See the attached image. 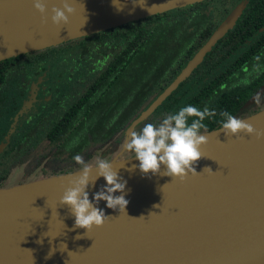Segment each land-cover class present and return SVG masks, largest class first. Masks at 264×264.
<instances>
[{
	"label": "water",
	"instance_id": "water-1",
	"mask_svg": "<svg viewBox=\"0 0 264 264\" xmlns=\"http://www.w3.org/2000/svg\"><path fill=\"white\" fill-rule=\"evenodd\" d=\"M202 1L68 0L76 11L67 25L57 27L51 8L62 7L63 0H44L46 23L34 0H0V61ZM244 6L239 3L227 13L127 131L170 95L232 28ZM263 90L264 85L258 93ZM240 120L264 130V109ZM201 134L207 143L193 165L198 174L189 173L183 181L163 175V167L161 174H143L135 155L112 157L120 182H127L129 203L120 212L100 201L97 207L107 217L91 231L74 227L75 217L59 203L81 168L1 186L0 264H264V138L243 132L227 137L222 126ZM95 176L94 170L90 179ZM105 184L103 177L90 184L89 199Z\"/></svg>",
	"mask_w": 264,
	"mask_h": 264
},
{
	"label": "flooded vegetation",
	"instance_id": "flooded-vegetation-1",
	"mask_svg": "<svg viewBox=\"0 0 264 264\" xmlns=\"http://www.w3.org/2000/svg\"><path fill=\"white\" fill-rule=\"evenodd\" d=\"M205 1L208 3L203 8L196 3L188 5L183 17L188 31L182 35L183 39L175 31L170 34L172 49L183 43L185 50L179 56L172 53V62L169 63L166 52L160 63L156 48H151L149 52L133 49V56L129 57L125 48L102 47L100 50L97 43L92 44L93 47L86 53L75 48L61 51L62 54L57 57L62 62L58 64L53 63L55 58L43 57L50 51L49 48L21 54L18 61L23 59L24 63L13 66L16 76L6 84L12 83L7 95L11 103L16 102V106L12 114L4 118L5 121L3 116L0 118L1 129H4L0 132V143L5 136L11 135L0 158V168L6 171L11 152L25 150L31 137H36L33 142L44 137L45 151L53 148L63 151L62 157H51V160L63 164L60 168L66 167L55 174L80 168L73 160L77 154L91 164L97 159L109 161L115 155H135L124 148L128 140L124 139L128 125L175 79L227 13L242 2L245 6L232 28L149 117L158 112L165 115L171 113L166 110L165 104L180 101L182 87L187 98L202 88L198 91L208 96L203 97L201 103H213L224 94L254 87L234 116L240 119L264 109V90L259 93V103H255L253 98L246 104L264 85V0ZM198 14L205 16L201 19ZM66 44L61 45L64 47ZM65 52H76L71 55L73 63L64 64ZM93 55L94 61L91 58ZM86 61L92 63L86 65ZM6 85L0 88L3 90ZM204 86L211 87L210 93L207 94ZM145 89H151L146 97ZM81 101L83 105L80 107ZM68 121H72L71 126L64 131V124ZM144 125L142 121L134 129ZM41 129L43 132L37 133ZM55 133L62 136L52 142L48 136ZM117 146H120L119 150L112 154ZM4 175L6 173L0 174V179L6 177Z\"/></svg>",
	"mask_w": 264,
	"mask_h": 264
},
{
	"label": "clouds",
	"instance_id": "clouds-1",
	"mask_svg": "<svg viewBox=\"0 0 264 264\" xmlns=\"http://www.w3.org/2000/svg\"><path fill=\"white\" fill-rule=\"evenodd\" d=\"M34 8L41 14L42 22L46 23L48 10L44 0H34ZM117 10L122 8L119 6ZM75 11L68 0H63L62 7L51 8L52 23L57 27L67 25L69 16ZM260 98L258 93L254 97V102L259 103ZM214 115L215 112L207 107L201 110L191 104L186 105L175 113L167 114L158 125L148 123L139 131L131 130L124 148L135 154V159L139 161V170L143 174H161L163 167L166 169L163 175L183 181L189 173L198 174L193 165L202 157L200 147L207 143V136L201 134V130L206 129L203 122ZM220 115L224 118L222 131L227 137L239 136L243 132L248 136H255L256 139L264 138V130H257L252 124L236 118L227 111L221 112ZM73 160L80 165L81 170L76 178L69 182L70 186L65 189L59 203L67 206L75 217L74 227L83 228L86 232L91 231L94 226L102 227L107 216L97 207L100 201H106L109 209L118 208L120 212H126L129 203L125 199L127 182H120L121 178L117 170H113L111 162L97 159L91 164L85 162L83 156L79 154L73 156ZM207 169L212 172L210 168ZM94 170L96 176L90 179ZM100 177H103L106 184L100 191L94 193V203L89 199L87 189L90 184L94 186ZM115 193L121 194L114 195Z\"/></svg>",
	"mask_w": 264,
	"mask_h": 264
},
{
	"label": "trees",
	"instance_id": "trees-1",
	"mask_svg": "<svg viewBox=\"0 0 264 264\" xmlns=\"http://www.w3.org/2000/svg\"><path fill=\"white\" fill-rule=\"evenodd\" d=\"M255 0H252V2ZM208 1L196 3L198 7L200 6L203 8L206 6ZM188 6L178 8L169 12H164L161 14H156L144 19H140L138 21L130 22L128 24L115 27L109 29L107 31H102L87 37H82L73 41L68 42L66 46L62 47L63 45H59L56 47H50V51L43 54L44 58H48L49 55H53L55 58L53 63H61L62 61L60 57L61 51H66L68 49H78L82 50V53H86V50L93 47L92 44L97 43L99 46L103 47H116V48H125L127 51V56H133V49H144L145 52L151 51V48H156L157 56L160 59L162 55L167 53V61L172 62V53L175 56H179L184 53L185 45L182 43L181 45L173 48L170 35L173 31L177 32L182 39L184 38L182 35L185 34L188 30L186 26H184L183 17L187 12ZM200 9V8H199ZM201 16V19L205 16V14H198ZM61 47V48H60ZM53 50V51H51ZM20 56L11 57L5 60L0 61V87L6 85L9 82V74L13 70V66L16 65ZM206 85V84H205ZM205 87V86H204ZM203 87V88H204ZM207 90V94L210 93L211 87H205ZM202 89V88H198ZM253 88H240L237 91L230 92L220 96L217 101L213 103H201L200 100L203 97L208 96L204 93L199 92L198 90L193 93L189 98L185 97V91L183 87L181 88V100H176L175 103H166L165 108L167 111L171 113H175L181 107L186 105H193L201 110L207 107L210 111H214L215 115L208 117L204 120V124L206 125V129H202L201 132L210 131L212 129L218 128L222 126L224 118L221 117L220 113L223 111L229 112L231 115L234 116L236 111L246 102V100L250 97ZM146 95L150 92L151 89H145ZM16 103V102H15ZM11 103V99L7 95V90H2L0 88V118L3 116V120L5 121L8 115L12 114L13 110L15 109L16 104ZM80 107L83 105L81 101ZM76 111V110H75ZM6 118V119H4ZM74 120V119H70ZM72 121H68V124H64L63 127L64 131L68 130L71 126ZM66 122V121H65ZM70 122V123H69ZM0 126V132H1ZM4 129L2 130V132ZM1 132V133H2ZM60 134H49V139L53 142L59 140L61 137ZM5 176V175H4ZM3 178V177H2Z\"/></svg>",
	"mask_w": 264,
	"mask_h": 264
},
{
	"label": "rangeland",
	"instance_id": "rangeland-1",
	"mask_svg": "<svg viewBox=\"0 0 264 264\" xmlns=\"http://www.w3.org/2000/svg\"><path fill=\"white\" fill-rule=\"evenodd\" d=\"M229 1V0H228ZM224 8V7H223ZM222 11V10H221ZM223 12V11H222ZM221 12V13H222ZM220 14V13H219ZM99 49L101 50V48L103 46H99ZM76 52L73 53H64L65 54V63L71 64L73 63L71 61V55L74 54ZM95 55H93L91 58L93 60ZM49 58H54L53 55H49ZM94 61V60H93ZM24 61L23 59H20L17 64H23ZM92 62L90 61H86L84 64L89 65ZM15 72H12L11 75H9V82L10 80H13L14 77L16 76V74H14ZM12 84V83H10ZM10 84L6 85L3 87V90H10ZM165 114L163 112H158L156 113L155 116H147L143 123L144 124H148V123H153V124H159L162 119L166 116H164ZM140 126L138 128H136V131L140 130ZM43 132V130H38L37 133ZM130 131L126 130V138L124 137V139L128 138V134ZM21 137V134H18ZM9 140L7 141V143L10 141L11 139V135H9ZM36 138V137H35ZM34 138V139H35ZM32 137L30 138V142H28L27 146L25 147V150H20V151H15V152H11L12 154L9 155L10 157V161L7 163V169L6 171H4L2 168H0V174H4L6 173V177L1 178L0 179V187L1 186H11L14 184H19V183H24V182H28V181H32L36 178L39 177H45L48 176L50 174H55L61 170H63L64 168H60L63 167L62 163H59L57 161H54L53 159L51 160V157L54 156L53 158H59L62 157V153L63 151H55V149L53 148L52 150H48L45 151L47 148L46 142H45V138L43 137H39L38 139H36L34 142L32 140H34ZM5 142V139L4 141ZM33 142L32 146L30 147V144ZM6 143V144H7ZM6 144L3 148L2 151H0V158L2 157V155L5 153V148H6ZM28 147H30L28 149ZM120 146H117L115 151H113L112 154H114L115 152H117L119 150ZM56 153H58V156L55 157ZM50 160L53 162L51 163ZM56 166H58V168H56ZM65 166V165H64ZM60 168V169H59ZM57 169V170H56ZM59 169V170H58ZM3 171V172H2Z\"/></svg>",
	"mask_w": 264,
	"mask_h": 264
}]
</instances>
